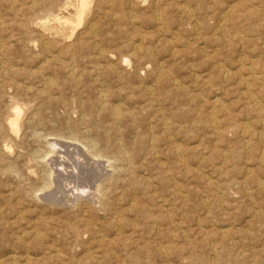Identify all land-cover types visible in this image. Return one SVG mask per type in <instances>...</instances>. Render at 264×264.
<instances>
[{
	"label": "rangeland",
	"instance_id": "374dc122",
	"mask_svg": "<svg viewBox=\"0 0 264 264\" xmlns=\"http://www.w3.org/2000/svg\"><path fill=\"white\" fill-rule=\"evenodd\" d=\"M61 1L0 0V264H264V0Z\"/></svg>",
	"mask_w": 264,
	"mask_h": 264
},
{
	"label": "bare ground",
	"instance_id": "6f19581e",
	"mask_svg": "<svg viewBox=\"0 0 264 264\" xmlns=\"http://www.w3.org/2000/svg\"><path fill=\"white\" fill-rule=\"evenodd\" d=\"M33 1H34V0H33ZM52 1H53V0H52ZM57 1H58V0H57ZM59 1H61V0H59ZM97 1H98V0H97ZM132 1H133V0H132ZM143 1H144V0H143ZM150 1H151V0H150ZM154 1H156V3H158V4H160L159 2H157V1H160V0H154ZM172 1H173V0H172ZM209 1H211V0H209ZM215 1H216V0H215ZM238 1H239V0H238ZM245 1H246V0H245ZM257 1H258V0H257ZM259 1H260V0H259ZM98 2H99V1H98ZM110 2H111V3H114V2H112V1H110ZM116 2H117V0H116ZM118 2H119V1H118ZM221 2H222V1H221ZM235 2H236V1H235ZM239 2H240V1H239ZM248 2H250V1H247L246 4H248ZM61 3H62V1H61ZM93 3H94V0H66L65 5H66L67 7H70V6H73V7H74V9L76 10V14H77V17H76V15H75L74 17H76V19H77V25H79V23H81V22L84 20V18L86 17V15H87L89 12H91L90 10L94 8V7H93ZM95 3H96V2H95ZM95 3H94V4H95ZM105 3H106V5H107V2H105ZM123 3H124V1H123ZM136 3H137V2H136ZM215 3H216V2H215ZM237 3H238V2H236V4H237ZM46 4H47V3H46ZM56 4H57V3H56ZM56 4H55V5H56ZM97 4H98V3H97ZM115 4H116V3H115ZM118 4H119V3H118ZM130 4L132 5V3H130ZM137 4L139 5L140 3L138 2ZM169 4H170V2H169ZM169 4H167V5H169ZM243 4H244V3H243ZM251 4H252V3H251ZM55 5H54V6H55ZM60 5H61V4H60ZM103 5H104V4H103ZM116 5H117V4H116ZM134 5H135V4H134ZM231 5H232V4H231ZM241 5H242V4H241ZM241 5H240V6H241ZM248 5H249V4H248ZM257 5H258V4H257ZM50 6H51V5H50ZM66 6H65V7H66ZM111 6H112V5H111ZM114 6H115V5H114ZM160 6H161V5H160ZM186 6H187V5H186ZM209 6H210V4H209ZM246 6H247V5H246ZM254 6H255V5H254ZM47 7H48V6H47ZM47 7H46V9H47ZM73 7H72V8H73ZM92 7H93V8H92ZM109 7H110V6H109ZM122 7H123V6H122ZM126 7H127V6H126ZM153 7H154V6H153ZM158 7H159V6H158ZM158 7H157V8H158ZM166 7H167V6H166ZM229 7H230V6H229ZM237 7H238V6H237ZM244 7H245V6H244ZM255 7H257V6H255ZM51 8H52V7H50V10H51ZM62 8H64V7H61V9H62ZM107 8H108V7H107ZM132 8H133V6H132ZM141 8H142V6H141ZM160 8H161V7H160ZM177 8H178V7H176V9H177ZM201 8H202V7H201ZM208 8H209V7H208ZM230 8H231V7H230ZM234 8H235V7H234ZM257 8H258V7H257ZM257 8H256V9H257ZM259 8H260V6H259ZM259 8H258V9H259ZM48 9H49V8H48ZM94 9H95V8H94ZM94 9H93V10H94ZM125 9H126V8H125ZM166 9H168V8H166ZM231 9H232V8H231ZM239 9H240V7H239ZM258 9H257V10H258ZM260 9H261V8H260ZM262 9H263V8H262ZM262 9H261V10H262ZM113 10H114V9H113ZM174 10H175V9H174ZM225 10H226V9H225ZM233 10H234V9H233ZM66 11H67V9H66ZM106 11H107V10H106ZM106 11H105V12H106ZM108 11H109V10H108ZM208 11L210 12V10H208ZM228 11H230V9H228ZM242 11H243V10H242ZM44 12H47V11H44ZM93 12H94V11H92V13H93ZM133 12H134V11H133ZM133 12H132V13H133ZM157 12H158V11H157ZM162 12H163V11H162ZM200 12H201V11H200ZM231 12H232V10H231ZM49 13H50V12H49ZM51 13H53V12H51ZM51 13L48 14V12H47V14L50 15V18L47 19V17H46V19H47L46 21H44V22H40V23H39V24L42 26V29L44 28V29L47 30V31H48V29H54V30L57 31V32H58V31H59V32H61V31L63 32L64 30L70 28V24H71V20H70V19H71L72 16H71L70 19H69V17H66V15H65V16H60L59 14H51ZM138 13H139V12H138ZM178 13H180V12H178ZM187 13H188V11H187ZM187 13H186V14H187ZM193 13H194V12H193ZM70 14H71V13H70ZM158 14H159V13H158ZM219 14H221V13H219ZM226 14H227V13H226ZM233 14H235V12H234ZM233 14H232V15H233ZM246 14H247V13H246ZM261 14H263V13H261ZM62 15H63V14H62ZM133 15H135V14H133ZM183 15H184V14H183ZM191 15H192V14H191ZM214 15H215V14H214ZM228 15H229V14H228ZM228 15H227V16H228ZM263 15H264V14H263ZM42 16H44V15H42ZM68 16H69V15H68ZM115 16H117V15L115 14ZM115 16H113V17H115ZM152 16H153V15H152ZM185 16H186V15H185ZM188 16H189V15H188ZM204 16H206V15H204ZM222 16H223V15H222ZM235 16H236V14H235ZM248 16H249V15H248ZM95 17H97V14H96ZM132 17H133V16H132ZM163 17H164V16H163ZM231 17H233V16L230 15V18H231ZM40 18H41V17H40ZM130 18H131V17H130ZM157 18H160V16L157 17ZM161 18H162V17H161ZM187 18H188V17H187ZM196 18L198 19V17H196ZM251 18H252V17H251ZM256 18H257V17H256ZM263 18H264V17H263ZM43 19H44V18H43ZM89 19H90V18H89ZM162 19H163V18H162ZM162 19H161V20H162ZM185 19H186V18H185ZM193 19H194V18H193ZM193 19H192V20H193ZM225 19H226V17H225ZM44 20H45V19H44ZM134 20H135V18L132 19V20H130V21L133 22ZM182 20H184V18H183ZM232 20H233V19H232ZM39 21H41V20H39ZM88 21H89V20H88ZM90 21H91V20H90ZM156 21L158 22V20H156ZM163 21H164V20H163ZM223 21H224V20H223ZM228 21H229V19H228ZM255 21H256V19H255ZM258 21H259V20H258ZM30 22H32V19L30 20ZM85 22H86V21H85ZM186 22H187V20H186ZM192 22H193V21H192ZM221 22H222V21H221ZM226 22H227V21H226ZM259 22H261V21H259ZM86 23H87V22H86ZM159 23H160V22H159ZM161 23H162V22H161ZM164 23H165V22H164ZM197 23H199V26H200V25L202 26V24H200V22H197ZM229 23H230V22H229ZM232 23H233V22H232ZM246 23H248V22H246ZM261 23H262V22H261ZM92 24H93V23H92ZM184 24H185V23H184ZM189 24H190V23H189ZM203 24H205V22H203ZM207 24H208V23H207ZM223 24H225V21L223 22ZM72 25H73V24H72ZM80 25H81V24H80ZM159 25H160V24H159ZM208 25H209V24H208ZM210 25H211V23H210ZM210 25H209V26H210ZM226 25H227V24H226ZM74 26H75V24H74ZM90 26H91V25H90ZM93 26H94V24H93ZM96 26H97V23H96ZM162 26H163V25H162ZM213 26H215V25H213ZM244 26H245V24H244ZM85 27H87L86 24H85ZM226 27H227V26H226ZM226 27H224V29H225ZM89 28H91V30L93 29L92 27H89ZM159 28H160V27H159ZM183 28H184V27H183ZM187 28H188V26H187ZM201 28H202V27H201ZM213 28H214V27H213ZM227 28H228V27H227ZM230 28H231V27H230ZM75 29H77V28H75ZM82 29H84V28H82ZM82 29H81V30H82ZM173 29H174V28H173ZM192 29H193V28H192ZM197 29H198V27H197ZM197 29H196V30H197ZM208 29H209V28H208ZM220 29H221V27H220ZM224 29H223V30H224ZM78 30H79V29H78ZM93 30H97V29L94 28ZM177 30H178V29H177ZM193 30H194V29H193ZM211 30H212V29H211ZM223 30H222V31H223ZM235 30H236V29H235ZM237 30H238V29H237ZM51 31H52V30H51ZM76 31H77V30H76ZM76 31H75V33H76ZM79 31H80V30H79ZM97 31H98V30H97ZM220 31H221V30H220ZM222 31H221V32H222ZM226 31H229V30H226ZM52 32H53V31H52ZM59 32H58V34H59ZM95 32H96V31H95ZM210 32H211V31H210ZM215 32H216V31H215ZM221 32H220V33H221ZM224 32H225V30H224ZM42 33H43V32H42ZM73 33H74V31H73ZM197 33H198V32H197ZM216 33H217V32H216ZM220 33H219V34H220ZM226 33L228 34V32H226ZM263 33H264V31H263ZM62 34H63V33H62ZM78 34H79V33H78ZM224 34H225V33H224ZM227 34H225V37H227V36H226ZM45 35L47 36V34H45ZM55 35H56V34H55ZM71 35H73V34H71ZM75 35H76V34H75ZM240 35L242 36V33H240ZM243 35H245V34H243ZM260 35H261V34H260ZM51 36H52V35H51ZM58 36H59V35H58ZM63 36H64V34H63ZM65 36H66V35H65ZM77 36H78V35H77ZM95 36H96V34H95ZM43 37H44V36H43ZM73 37H74V36H73ZM228 37H229V36H228ZM228 37H227V38H228ZM231 37H233V36H231ZM245 37H246V35H245ZM47 38H48V37H47ZM47 38L44 39V40H47ZM59 38H60V37H59ZM71 38H72V37H71ZM263 38H264V37H263ZM48 39H49V38H48ZM64 39H65V38H64ZM67 39H68V38H67ZM96 39H97V37H96ZM243 39H244V38H243ZM249 39H250V37H249ZM249 39H247V40H249ZM252 39H253V38H252ZM50 40H51V39H50ZM90 40H91V39H90ZM217 40H218V39H217ZM228 40H229V39H228ZM51 41H52V40H51ZM55 41H56V40H55ZM68 41H69V40H67V42H68ZM72 41H73V40H72ZM47 42H48V40H47ZM47 42H45V44H47ZM63 42H65V41H63ZM42 43H43V42H42ZM48 43H49V42H48ZM54 43H55V42H54ZM72 43H74V42H72ZM240 44H241V43H240ZM51 45H52V44H51ZM53 45H54V44H53ZM53 45H52V46H53ZM66 46H68V45L66 44ZM262 46H264V45H262ZM62 47H64V46H62ZM46 48L48 49V48H50V47L46 46ZM60 48H61V47H60ZM64 48H65V47H64ZM74 48H75V47H74ZM243 48H244V47H243ZM262 48H263V47H262ZM62 49H63V48H62ZM97 49H98V48H97ZM97 49H96V50H97ZM50 50H51V49H50ZM52 50H53V49H52ZM71 50H72V49H71ZM74 50H75V49H74ZM244 50H245V49H244ZM47 51H49V50H47ZM60 51H63V50H60ZM99 51H100L101 53H103V52H102L103 50H99ZM52 52H53V51H52ZM94 52L96 53V51H94ZM48 53H49V52H48ZM48 53H47V55H48ZM75 53H76V52H75ZM104 53H105V52H104ZM55 55H56V54H55ZM57 55H58V54H57ZM73 55H74V54H73ZM110 55H111V54H110ZM110 55H109V56H110ZM51 56H52V55H51ZM246 56H247V55H246ZM248 56H249V55H248ZM56 57H58V56H56ZM53 58H54V57H53ZM96 58H98V56H97ZM125 58H127V57H125ZM243 59H244V58H243ZM122 60H123L124 63H125V62L128 63V61H129V60L127 61V59H123V57H122ZM118 62H119V61H118ZM252 63H253V62H252ZM98 64H99V63H98ZM98 64H97V65H98ZM112 64H113V63H112ZM66 65H67V64H66ZM97 65H96V66H97ZM99 65H100V64H99ZM253 65H254V63H253ZM112 66H113V65H112ZM123 66H124V65H123ZM129 66H130V64H129ZM157 66H159V65H157ZM160 66L162 67L161 64H160ZM221 66H222V65H221ZM260 66H261V65H259V66H257V67H260ZM70 67H71V66H70ZM72 67H74V66H72ZM114 67H115V64H114ZM114 67H113V68H114ZM116 67H117V66H116ZM218 67H219V65H218ZM240 67H241V66H240ZM249 68H250V67H249ZM252 68H253V67H252ZM70 69H72V68H70ZM117 69H118V68H117ZM164 69H165V68H164ZM218 69H219V68H218ZM220 69H221V68H220ZM97 70H98V68H97ZM99 70H100V69H99ZM255 70H256V69H255ZM250 71L252 72V69H251V68H250ZM166 72H167V71H166ZM254 72H255V71H254ZM120 73H121V72H120ZM136 73H137V72H136ZM218 73H219V72H218ZM256 73H257V72H256ZM139 74H140V73H139ZM139 74H138V75H139ZM158 74H159V73H158ZM219 74H220V73H219ZM121 75H122V74H121ZM225 75H226V73H225ZM161 76H162V73H161ZM256 76H258V74H257ZM139 77H140V76H139ZM158 77H160V75H159ZM166 77H167V76H166ZM254 77H255V75H254ZM161 78H162V77H161ZM163 78H164V77H163ZM170 78H172V77H170ZM170 78H169V79H170ZM221 78H222V77H221ZM248 78H249V77H248ZM255 78H256V77H255ZM258 78H260V77L258 76ZM245 79H246V78H245ZM256 79H257V78H256ZM43 80H44V79H43ZM49 80H50V79H49ZM164 80H165V79H164ZM259 80H260V79H259ZM259 80H258V81H259ZM123 81H124V80H123ZM167 81H168V79H167ZM167 81H166V82H167ZM169 81H170V80H169ZM44 82H46V81H44ZM171 82H172V81H171ZM175 82H176V81H175ZM249 82H250V81H249ZM251 82H252V81H251ZM259 82H261V81H259ZM262 82H263V81H262ZM248 84H249V83H248ZM252 84H253V83H252ZM44 85H45V84H44ZM46 85H47V84H46ZM151 85H152V84H151ZM173 85H175V84H173ZM252 86H253V85H252ZM150 88H152V87H150ZM147 89H148V88H147ZM251 89H252V88H251ZM152 91H153V88H152ZM154 91H155V90H154ZM8 93H9V92H8ZM256 93H257V92H256ZM105 94H106V93H105ZM147 94H148V93H147ZM151 94H152V93H151ZM155 94H156V93H155ZM250 94H251V92H250ZM102 95H103V94H102ZM252 95H253V94H252ZM11 96H12V95H11ZM104 96H106V95H104ZM153 96H154V95H153ZM249 96H250V95H249ZM254 96H255V95H253V97H254ZM257 96H258V95H257ZM12 97H13V96H12ZM156 97H157V96H156ZM251 97H252V96H251ZM253 97H252V98H253ZM21 98H22V97H21ZM106 98H107V97H106ZM147 98H148V97H147ZM219 98H220V97H219ZM219 98H218V99H219ZM255 98H257V97L255 96ZM15 99H16V98H15ZM250 99H251V98H250ZM253 99H254V98H253ZM253 99H252V101H253ZM17 100H18V99H17ZM103 100H104V99H103ZM215 100H216V98H215ZM219 100H220V99H219ZM13 101H14V100H13ZM15 101H16V100H15ZM104 101H106V100H104ZM16 102H17V101H16ZM156 102H157V100H156ZM158 102H159V101H158ZM214 102H215V101H214ZM220 102H221V101H220ZM120 103H121V102H120ZM215 103H216V102H215ZM215 103H214V104H215ZM221 103H222V102H221ZM221 103H220V104H221ZM255 103H256V102H255ZM9 104H10V103H9ZM18 104H19V102H18ZM21 104H22V102H21ZM104 104H105V103H104ZM214 104H213L212 106H214ZM257 104H258V102H257ZM257 104H256V105H257ZM22 105H23V104H22ZM102 105H103V104H102ZM154 105H155V104H154ZM221 105H222V104H221ZM10 106H11V105H10ZM159 106H160V105H159ZM22 107H24V106H22ZM22 107H21L20 105L15 106V109H14V111H13L12 117L9 118V120H8V121H9V126H10V128H11L12 130H14L15 132H18V131H19L20 124H21V122H22V120H23V117L26 115V114L23 112V108H22ZM162 107H163V106H162ZM256 107H257V106H256ZM258 107H259V106H258ZM12 108H13V107H12ZM26 108H27V107H26ZM26 108L24 107V109H26ZM30 108H31V107H30ZM115 108H116V107H115ZM28 109H29V108H28ZM37 109H39V108H37ZM157 109H158V108H156V110H157ZM212 109H213V107H212ZM217 109H218V108H217ZM217 109H216V110H217ZM220 109H221V108H220ZM222 109H223V107H222ZM26 111H27V109H26ZM113 111H114V110H113ZM115 111L118 112L116 109H115ZM212 111H213V110H212ZM217 111H218V110H217ZM220 111H221V110H220ZM259 111H260V110H259ZM215 112H216V111H215ZM261 112H262V111H261ZM159 113H160V112H159ZM159 113H158V114H159ZM198 113H199V112H198ZM10 114H11V113H10ZM114 114L116 115L115 112H114ZM213 114H214V113H213ZM260 114H261V113H260ZM3 115H4V114H3ZM23 115H24V116H23ZM32 115H34V113H33ZM32 115H30V117H31V118L33 117V118H34V116H32ZM115 115H114V116H115ZM132 115H133V114H132ZM159 115H160V114H159ZM161 115H162V114H161ZM129 116H130V115H129ZM197 116H198V115H197ZM118 117H120V116L118 115ZM118 117H117V118H118ZM133 117H134V116H133ZM165 117H166V116H165ZM2 118H4V117H2ZM7 118H8V117H7ZM152 118H153V117H152ZM198 118H199V117H198ZM210 118H211V117H210ZM212 118L214 119V117H212ZM216 118H218V117H216ZM0 119H1V118H0ZM162 119H163V118H162ZM1 120H2V119H1ZM3 120H5V119H3ZM3 120H2V121H3ZM159 120H160V119H159ZM204 120H205V119H204ZM217 120H219V119H217ZM217 120H215V123H214V124H216V121H217ZM6 121H7V120H6ZM8 121H7V122H8ZM28 121H30V118H29ZM160 121H161V120H160ZM166 121H168V120L166 119ZM166 121H165V122H166ZM172 121H173V120H172ZM24 122H25V121H24ZM169 122H170V121H169ZM203 122H204V121H203ZM213 122H214V121H213ZM213 122H212V123H213ZM3 123L5 124V122H3ZM170 123H171V122H170ZM170 123H169V124H170ZM201 123H202V121H201ZM204 123H205V122H204ZM149 124H150V123H149ZM166 124H167V123H166ZM189 124H191V123H189ZM189 124H188V125H189ZM164 125H165V124H164ZM207 125H208V124H207ZM217 125H219V124H217ZM221 125H222V124H221ZM0 126H1V125H0ZM4 126H5V125H4ZM170 126H171V125H170ZM195 126H196V125H195ZM197 126H198V125H197ZM21 127H22V126H21ZM154 127H155V126H154ZM165 127H167V126L165 125ZM165 127H163V128H165ZM168 127H169V126H168ZM2 128L4 129V127H2ZM6 128H7V127H6ZM6 128H5V129H6ZM8 128H9V127H8ZM22 128H23V127H22ZM171 128H172V127H171ZM214 128H215V127H214ZM150 129H152V128H150ZM211 129H212V128H211ZM217 129L219 130V128H217ZM180 130H181V129H180ZM218 130H216L215 132H218ZM220 130H221V129H220ZM0 131H1V130H0ZM5 131H6V130H5ZM20 131H21V130H20ZM34 131H35V129H34ZM102 131H103V130H102ZM150 131H151V130H150ZM222 131H223V129H222L221 131H219V132H222ZM159 132H160V131H159ZM190 132H191V131H190ZM215 132H214V133H215ZM7 133H8V131H7ZM7 133L5 132L6 135H8ZM193 133H194V132H193ZM223 133H224V132H223ZM35 134H36V133H35ZM150 134H151V133H150ZM153 134H154V133H153ZM162 134H163V133H162ZM21 135H22V134H21ZM171 135H174V134H171ZM186 135H187V134H186ZM23 136L25 137V135H23ZM40 136H41V135H40ZM169 136H170V135H169ZM200 136H201V135H200ZM200 136H199V137H200ZM219 136H220V135H219ZM222 136H223V134H222ZM5 137H6V136H5ZM20 137H21V136H20ZM33 137H34V136H33ZM35 137H36V136H35ZM35 137H34V139H35ZM38 137H39V136H38ZM38 137H37V138H38ZM61 137H63V136H61ZM150 137H151V136H150ZM154 137H155V136H154ZM223 137H224V136H223ZM17 138H18V137H17ZM58 138H59V137H58ZM74 138H75V137H74ZM155 138H156V137H155ZM171 138H172V137H171ZM201 138H203V137H201ZM201 138H200V140H201ZM22 139H25V138H22ZM32 139H33V138H32ZM60 139H61V138H60ZM172 139H173V138H172ZM144 140H145V139H144ZM144 140H143V141H144ZM146 140H147V139H146ZM146 140H145V141H146ZM176 140H177V139H176ZM247 140L249 141V139H247ZM25 141H26V140H25ZM40 141H41V140H40ZM65 141H66V140H65ZM112 141H113V140H112ZM143 141H141V144L144 146L145 144H143V143H144ZM157 141H158V139H157ZM248 141H247V142H248ZM15 142H16V139H15ZM22 142H24V141H22ZM22 142H21V143H22ZM55 142H57V141H55ZM92 142H93V140H92ZM99 142H100V141H99ZM138 142H139V141H138ZM142 142H143V143H142ZM149 142H152V141H149ZM169 142H171L170 139H169ZM181 142H182V141H181ZM87 143H88V142H87ZM94 143H95V142H94ZM119 143H120V142H119ZM152 143H153V142H152ZM52 144H53V143H52ZM91 144H93V143H91ZM121 144H122V143H121ZM123 144H124V143H123ZM139 144H140V143H139ZM175 144H176V143H175ZM246 144H248V143H246ZM10 145H12V144H10ZM55 145H56V144L54 143L53 146L55 147ZM57 145H58V144H57ZM59 145H60V144H59ZM63 145H64V144H63ZM119 145H120V144H119ZM119 145H118V146H119ZM125 145H126V144H125ZM142 145H141V146H142ZM149 145H150V143H149ZM153 145H154V143H153ZM167 145H168V144H167ZM173 145H174V144H173ZM173 145H172V146H173ZM184 145H185V144H184ZM197 145H198V144H197ZM248 145H249V144H248ZM49 146H50V145H49ZM53 146H52V147H53ZM71 146H72V145H71ZM92 146H93V145H92ZM94 146H95V144H94ZM172 146H171V147H172ZM180 146H182V145H180ZM249 146H250V145H249ZM253 146H254V145H253ZM4 147H5V146H4ZM18 147H19V144H18ZM54 147H53V148H54ZM61 147H62V146H61ZM67 147H68V145H67ZM85 147H86V146H85ZM119 147H120V146H119ZM153 147H154V146H153ZM156 147H157V145H156ZM174 147H175V146H174ZM247 147H248V146H247ZM256 147H257V146H256ZM256 147H255V148H256ZM58 148H59V147H58ZM58 148H57V150H59ZM74 148H75V147H74ZM76 148H77V147H76ZM92 148H94V147H92ZM123 148H124V150H125V147H124V146H123ZM123 148H122V149H123ZM175 148H176V147H175ZM175 148H174V149H175ZM245 148H246V147H245ZM5 149H6V147H5ZM10 149H11V148H10ZM46 149H47V148H46ZM61 149H62V148H61ZM94 149H95V148H94ZM99 149H100V148H99ZM151 149H152V148H150V150H151ZM153 149H154V148H153ZM153 149H152V150H153ZM174 149L171 150V151H174ZM178 149H179V148H178ZM181 149L183 150L184 148H181ZM181 149H180V150H181ZM214 149H215V148H214ZM12 150H13V149H12ZM53 150H55V149H53ZM53 150H52V151H53ZM124 150H123V151H124ZM155 150H156V148H155ZM182 150H181V151H182ZM185 150H186V149H185ZM3 151H4V150H3ZM49 151H51V150H49ZM52 151H51V152H52ZM77 151H78V150H77ZM80 151H81V150H80ZM91 151H92V150H91ZM91 151H90V152H91ZM121 151H122V150H121ZM127 151H128V150H127ZM215 151H216V150H215ZM253 151H256V150H254V148H253ZM253 151H252V152H253ZM262 151H263V150H262ZM19 152H20V151H19ZM51 152H50V153H51ZM78 152H79V151H78ZM175 152H176V151H175ZM1 153H2V151H1ZM3 153H5V152H3ZM35 153H37V152H35ZM38 153H39V152H38ZM47 153H48V152H47ZM47 153H46V154H47ZM66 153H68V152H66ZM91 153L93 154L92 156H101L100 154H97V153L94 152V151L91 152ZM178 153H179V151H178ZM182 153H183V152H182ZM254 153H255V152H254ZM51 154H52V153H51ZM58 154H59V153H58ZM68 154H69V153H68ZM70 154H71V153H70ZM80 154H81V156H82V153H81V152H80ZM87 154H88V153H87ZM89 154H90V153H89ZM89 154H88V155H89ZM159 154H160V153H159ZM180 154H181V153H180ZM180 154H178V155H180ZM185 154H186V152H185ZM237 154H238V153H237ZM237 154H236V155H237ZM262 154H263V153H262ZM27 155H28V154H27ZM38 155H39V154H38ZM48 155H49V154H48ZM56 155H57V154H56ZM71 155H72V154H71ZM102 155H104V154L102 153ZM126 155H127V154H126ZM129 155H130V153L128 154V156H129ZM131 155H132V154H131ZM182 155H183V154H182ZM230 155H231V154H230ZM256 155H257V154H256ZM263 155H264V154H263ZM28 156H29V155H28ZM32 156H33V155H32ZM32 156H31V157H32ZM35 156H36V155H35ZM39 156H40V155H39ZM85 156H86V155H85ZM106 156H107V155H106ZM106 156H105V157H106ZM155 156H156V155H155ZM180 156H181V155H180ZM33 157H34V156H33ZM42 157H43V156H42ZM48 157H49V156H48ZM60 157H61V156H60ZM62 157H63V156H62ZM83 157H84V155H83ZM86 157H87V156H86ZM181 157H182V156H181ZM181 157H178V158H181ZM234 157L236 158V156H234ZM24 158H25V157H24ZM36 158H37V157H36ZM36 158H35V159H36ZM55 158H56V157H55ZM58 158H59V157H58ZM78 158H79V157H78ZM80 158H81V157H80ZM91 158H92V157H91ZM107 158H108V157H107ZM110 158H111V157H110ZM125 158H126V157H125ZM176 158H177V157H176ZM185 158H186V157H185ZM191 158H192V157H191ZM191 158H190V159H191ZM262 158H264V156H263ZM262 158H261V159H262ZM81 159H82V158H81ZM85 159H86V158H85ZM85 159H84V160H85ZM94 159H95V158H94ZM94 159H93V161H94ZM128 159H129V158H128ZM181 159H182V158H181ZM183 159H184V157H183ZM183 159H182V160H183ZM187 159H188V157H187ZM37 160H38V158H37ZM43 160H44V159H43ZM65 160H66V159H65ZM68 160H70V159H68ZM68 160H67V161H68ZM97 160H99V159L97 158ZM100 160H101V159H100ZM105 160H106V159H105ZM129 160H130V159H129ZM132 160H133V159H132ZM185 160H186V159H185ZM230 160H231V159H230ZM248 160H249V159H248ZM44 161H45V160H44ZM55 161H56V160H55ZM93 161H92V162H93ZM188 161H190V160H188ZM58 162H59V161H58ZM62 162H63V161H62ZM79 162H80V161H79ZM183 162H184V161H182V163H183ZM36 163H37V162H36ZM54 163H55V162H54ZM70 163H71V162H70ZM94 163H95V162H94ZM111 163H112V162H111ZM131 163H132V162H131ZM185 163H187V162H185ZM185 163H184V164H185ZM188 163H190V162H188ZM210 163H211V162H210ZM37 164H38V163H37ZM37 164H36V165H37ZM57 164H58V163H57ZM59 164H60V163H59ZM80 164H82V163L80 162ZM96 164H97V163H96ZM99 164H100V163H99ZM125 164H126V162H125ZM132 164H133V163H132ZM184 164H183V166H185ZM224 164H225V163H224ZM224 164H223V165H224ZM24 165H25V164H24ZM24 165H23V166H24ZM55 165H56V164H55ZM68 165H70V164H68ZM75 165H76V164H75ZM82 165H83V164H82ZM86 165H87V164H86ZM112 165H114V164L112 163ZM116 165H117V163H116ZM128 165H129V164H128ZM130 165H131V164H130ZM63 166H65V165L62 164V168H63ZM91 166H92V164H91ZM110 166H111V165H110ZM186 166H187V164H186ZM188 166H189V165H188ZM20 167H22V166H20ZM35 167H36V166H35ZM35 167H34V168H35ZM73 167H74V165H73ZM104 167H105V166H104ZM112 167H113V166H112ZM114 167H115V166H114ZM131 167H132V166H131ZM29 168H30V167H29ZM32 168H33V167H31V169H32ZM44 168H45V167H44ZM51 168H52V167H51ZM70 168H71V167H70ZM78 168H79V166H78ZM78 168H77V169H78ZM116 168H117V166H116ZM191 168H192V167H191ZM195 168H196V167H195ZM195 168H194V169H195ZM63 169H64V168H63ZM73 169H75V167H74ZM77 169H76V171H77ZM106 169H107V167H106ZM120 169H121V167H120ZM131 169H132V168H131ZM131 169H130V171H131ZM171 169H172V168H171ZM228 169H229V168H228ZM68 170H69V169H68ZM174 170H175V169H174ZM250 170H251V169H250ZM53 171H54V170H53ZM103 171H104V170H103ZM126 171H127V170H126ZM167 171H168V170H166V172H167ZM194 171H195V170H194ZM196 171H197V170H196ZM23 172H24V171H23ZM68 172H69V171H68ZM73 172H74V171H73ZM170 172H171V170H170ZM175 172H177V171H175ZM188 172H189V171H188ZM24 173H25V172H24ZM58 173H61V172H58ZM69 173H70V172H69ZM81 173H82V175H83V172H81ZM135 173H136V172H135ZM178 173H179V172H178ZM178 173H177V174H178ZM25 174H26V173H25ZM42 174H43V173H42ZM42 174H41V175H42ZM52 174H53V173H52ZM63 174H64V173H63ZM75 174H76V173H75ZM75 174H74V175H75ZM127 174H128V173H127ZM168 174H171V173H168ZM48 175H49V174H48ZM76 175H77V174H76ZM86 175H87V174H86ZM131 175H132V174H131ZM207 175H208V174H207ZM42 176H43V175H42ZM50 176H51V175H50ZM50 176H49V177H50ZM69 176H70V175H69ZM69 176H68V177H69ZM80 176H81V175H80ZM146 176H147V175H145V177H146ZM52 177H53V175H52ZM72 177H73V176H72ZM85 177H86V176H85ZM88 177H89V176H88ZM156 177H157V176H156ZM171 177H172V176H171ZM63 178H64V177H63ZM77 178H78V177H76V179H77ZM81 178H82V177H81ZM90 178H91V177H90ZM110 178H111V177H110ZM148 178H149V177H148ZM150 178H151V177H150ZM204 178H205V177H204ZM57 179H58V178H57ZM68 179H69V178H67L66 180H68ZM79 179H80V178H78V180H79ZM92 179H93V178H92ZM95 179H96V178H95ZM169 179H170V178H169ZM174 179H175V178H174ZM178 179H179V178H178ZM43 180H44V177H43ZM53 180H55V179H52V182H53ZM71 180H72V179H71ZM99 180H100V179H99ZM147 180H148V179H146V181H147ZM47 181H48V180H47ZM74 181H75V178H74ZM76 181H77V180H76ZM85 181H86V180H85ZM93 181H94V180H93ZM93 181H92V182H93ZM146 181H145V182H146ZM152 181H153V180H152ZM66 182H67V181H66ZM87 182H88V181H87ZM87 182H86V183H87ZM176 182H177V181H176ZM208 182H209V181H208ZM68 183H69V181H68ZM68 183H67V184H68ZM72 183H73V182H72ZM76 183H77V182H76ZM79 183H81V182L79 181ZM84 183H85V182H84ZM86 183H85V184H86ZM100 183H101V182H100ZM146 183H147V182H146ZM181 183H182V182H181ZM46 184H47V183H46ZM46 184H45V185H46ZM49 184H50V183H49ZM60 184H62V183H60ZM144 184H145V183H144ZM258 184H259V183H258ZM42 185H43V184H42ZM71 185H72V184H71ZM78 185H79V184H78ZM81 185H82V184H81ZM98 185H99V187H100V186L103 185V184H102V183H101V184L98 183ZM106 185H107V184H106ZM147 185H148V184H147ZM179 185H180V183H179ZM248 185H249V184H248ZM259 185H260V184H259ZM261 185H262V183H261ZM73 186H74V185H73ZM87 186H88V183H87ZM155 186H156V185H155ZM168 186H169V184H168ZM78 187H80V185H79ZM78 187H77V188H78ZM95 187H96V186H95ZM99 187H98V190H97V191H101V190H102V187H100V188H99ZM246 187H247V186H245V188H246ZM66 188H67V187H66ZM74 188H75V187H74ZM82 188H83V187H82ZM82 188H81V190H82ZM105 188H106V186H105ZM155 188H156V187H155ZM159 188H160V186H159ZM180 188H181V187H180ZM180 188H179V189H180ZM247 188H248V187H247ZM75 189H76V188H75ZM78 189H79V188H78ZM93 189H94V188H93ZM177 189H178V187H177ZM179 189H178V190H179ZM181 189H182V188H181ZM69 190H70V188H69ZM84 190H85V189H84ZM70 191H71V190H70ZM70 191H69V192H70ZM87 191H88V190H87ZM97 191H96V192H97ZM105 191H106V190H105ZM105 191H104V192H105ZM77 192H78V191H77ZM84 192H85V191H84ZM170 192H171V191H170ZM246 192H247V190H246ZM249 192H250V191H249ZM74 193H75V192H74ZM100 193H101V192H100ZM177 193H178V192H177ZM180 193H181V191H180ZM48 194H49V193H48ZM87 194H88V193H87ZM97 194H98V192H97ZM153 194H154V193H153ZM181 194H182V193H181ZM250 194H251V193H250ZM75 195H76V194H75ZM102 195H103V194H102ZM151 195H152V194H151ZM179 195H180V194H179ZM100 196H101V195H100ZM230 196H231V195H230ZM73 198H74V197H73ZM91 198H92V197H91ZM95 198H96V197H95ZM95 198H94V199H95ZM102 198H103V197H102ZM106 198H107V197H106ZM56 199H57V198H56ZM74 200H75V199H74ZM97 200H98V199H97ZM99 200H100V199H99ZM107 200H108V199H107ZM56 201H57V200H56ZM95 201H96V200H95ZM160 201H161V200H160ZM165 201H166V200H165ZM61 202H62V201H61ZM100 202H101V201H100ZM103 202H104V201H103ZM103 202H102V203H103ZM103 204H104V203H103ZM99 205H100V204H99ZM105 206H106V205H105ZM163 208H164V207H163ZM154 215H155V214H154ZM174 217H176V216H174ZM224 230H225V229H224Z\"/></svg>",
	"mask_w": 264,
	"mask_h": 264
}]
</instances>
